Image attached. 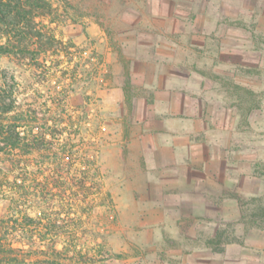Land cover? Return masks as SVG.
<instances>
[{
  "label": "rangeland",
  "instance_id": "374dc122",
  "mask_svg": "<svg viewBox=\"0 0 264 264\" xmlns=\"http://www.w3.org/2000/svg\"><path fill=\"white\" fill-rule=\"evenodd\" d=\"M49 1L52 22L49 16L37 19L63 41L58 46L63 52L46 57V65L52 68H35L29 59L11 55L0 58V67L8 84L18 83L16 94L26 104L40 103L47 113L54 96H59L60 112L82 137L85 150L95 157L97 168L93 172L99 177L101 192L110 194L102 198L94 184L91 211L87 213L84 204L72 211L80 215L75 242L88 253L76 254L71 261L207 264L209 257L199 261L184 258V252L175 256V243L154 241L151 229L143 231L139 226L144 211L136 205L137 163L129 155L127 132L134 123L135 103L142 91L137 84L127 91L130 53L119 48L121 35L105 16L106 3L67 0L66 7L59 0ZM223 7L234 18H224L222 28L205 40L204 34L194 35L191 54L198 61L195 68L213 81L208 90L210 99L206 98L216 106L213 121L224 127L225 138L231 131L230 147L239 151V218L236 221L234 214L232 223L229 211L223 226L225 239L235 241L223 243V253L212 263L264 264V225H252L250 218L264 209V0H227ZM93 21L99 26L94 27ZM132 79L138 82L137 73ZM55 81L60 82L55 85ZM250 97L251 102H247ZM0 167L5 165L0 162Z\"/></svg>",
  "mask_w": 264,
  "mask_h": 264
},
{
  "label": "crops",
  "instance_id": "0c3cea01",
  "mask_svg": "<svg viewBox=\"0 0 264 264\" xmlns=\"http://www.w3.org/2000/svg\"><path fill=\"white\" fill-rule=\"evenodd\" d=\"M95 1L106 3L119 48L130 53L127 91L132 84L142 91L127 132L137 163L136 205L144 211L139 226L150 228L154 241L175 243V256L213 264L223 243L209 241L229 211L232 223L234 214L239 218V151L230 147L231 131L225 138L213 121L216 106L206 100L213 81L191 54L194 35L209 38L234 14L225 13L227 0Z\"/></svg>",
  "mask_w": 264,
  "mask_h": 264
},
{
  "label": "trees",
  "instance_id": "16d2710c",
  "mask_svg": "<svg viewBox=\"0 0 264 264\" xmlns=\"http://www.w3.org/2000/svg\"><path fill=\"white\" fill-rule=\"evenodd\" d=\"M52 12L49 0H0V58L11 55L29 59L35 68L51 67L46 57L60 54L63 41L37 18L49 16L52 22ZM15 88L18 83L8 84L0 67V162L5 165L0 167V264H80L71 258L88 252L75 242L80 215L72 211L81 204L91 211L94 184L102 198L110 194L101 192L95 157L60 112L59 96L46 113L40 103L23 102ZM250 218L252 225L263 226L264 209ZM226 235L223 229L209 242L235 241Z\"/></svg>",
  "mask_w": 264,
  "mask_h": 264
}]
</instances>
